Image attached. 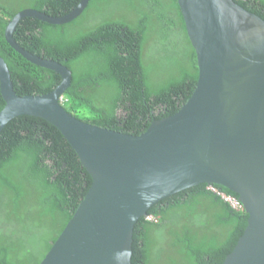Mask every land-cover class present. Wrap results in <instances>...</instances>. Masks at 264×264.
I'll list each match as a JSON object with an SVG mask.
<instances>
[{
	"label": "trees",
	"instance_id": "trees-1",
	"mask_svg": "<svg viewBox=\"0 0 264 264\" xmlns=\"http://www.w3.org/2000/svg\"><path fill=\"white\" fill-rule=\"evenodd\" d=\"M234 1L264 20V0ZM80 2L0 0V56L18 95L52 92L62 77L11 47L5 37L11 19L25 9L61 17ZM14 38L72 72L63 95L68 112L122 133L139 135L153 121L177 113L198 80L196 53L177 0H90L82 15L66 24L25 18ZM161 71H167L166 79L154 82ZM4 106L0 92V111ZM92 181L53 124L35 116L12 120L0 135V264H40ZM222 195L239 201L223 186L201 184L153 205L135 225L132 264H223L249 216L240 201L241 207H234Z\"/></svg>",
	"mask_w": 264,
	"mask_h": 264
},
{
	"label": "water",
	"instance_id": "water-1",
	"mask_svg": "<svg viewBox=\"0 0 264 264\" xmlns=\"http://www.w3.org/2000/svg\"><path fill=\"white\" fill-rule=\"evenodd\" d=\"M89 1L61 17L25 9L7 25L5 37L15 51L61 75L52 92L18 95L0 56V135L18 117L43 118L59 129L93 180L40 264H132L137 222L163 199L201 184L236 193L249 216L223 264H264V20L234 0H177L196 53L195 90L177 113L132 135L68 112L61 97L72 72L14 38L25 18L66 24Z\"/></svg>",
	"mask_w": 264,
	"mask_h": 264
},
{
	"label": "rangeland",
	"instance_id": "rangeland-1",
	"mask_svg": "<svg viewBox=\"0 0 264 264\" xmlns=\"http://www.w3.org/2000/svg\"><path fill=\"white\" fill-rule=\"evenodd\" d=\"M157 61H158L157 62V65H158V67L160 69H163V68L166 67L165 64H164V62H160L158 58H157ZM162 73H164V74H162ZM165 73H167V71H161L160 73L154 74L153 75L154 82H158V81L160 82V81L165 80L166 79ZM82 113H84L85 116H88L89 115V113L86 112V111H84V110L82 111Z\"/></svg>",
	"mask_w": 264,
	"mask_h": 264
},
{
	"label": "built area",
	"instance_id": "built-area-1",
	"mask_svg": "<svg viewBox=\"0 0 264 264\" xmlns=\"http://www.w3.org/2000/svg\"><path fill=\"white\" fill-rule=\"evenodd\" d=\"M65 101V98L62 96L61 97V103L63 104V102ZM213 190H215L213 187H211ZM224 197V199L228 202H230L234 207H241V204L239 201H237L236 199H233L231 197H228L226 195H222Z\"/></svg>",
	"mask_w": 264,
	"mask_h": 264
}]
</instances>
